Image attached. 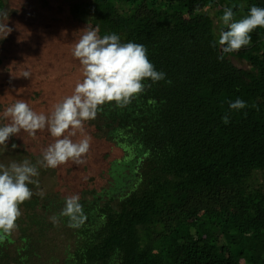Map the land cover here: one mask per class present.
Wrapping results in <instances>:
<instances>
[{
  "label": "trees",
  "instance_id": "trees-1",
  "mask_svg": "<svg viewBox=\"0 0 264 264\" xmlns=\"http://www.w3.org/2000/svg\"><path fill=\"white\" fill-rule=\"evenodd\" d=\"M72 14L0 55V264H264V0Z\"/></svg>",
  "mask_w": 264,
  "mask_h": 264
},
{
  "label": "rangeland",
  "instance_id": "rangeland-1",
  "mask_svg": "<svg viewBox=\"0 0 264 264\" xmlns=\"http://www.w3.org/2000/svg\"><path fill=\"white\" fill-rule=\"evenodd\" d=\"M83 1L87 0H5L6 8L0 15V55H7L11 53L15 45V41L18 40V38H29L28 36L31 35V38L39 40V37H42L41 35L46 33L45 28L56 20L57 23L62 21L70 22L74 20L75 17L72 14V5L78 2L82 3ZM30 46L31 48L28 49L24 55L26 58L28 57V60L32 58L33 55L38 53V44L32 43ZM41 57L42 55L35 56L36 59ZM45 58L47 60L45 59L42 63L44 65H52L57 70L56 75L53 74V72L52 75L50 72L51 77H49V85H55L52 87L54 89L66 80V77L72 79V75L74 74V76L80 78L83 76L86 77L88 74L83 71L79 64L75 65L74 62H72L71 65L63 62L62 59L61 61L56 62V59H51V55L48 53L45 55ZM36 59H34L31 64L34 70L37 69L35 67ZM231 59L237 67L245 69L249 68V63L246 61L237 57H233ZM24 62L26 63V61ZM24 62L18 63L13 60H7L5 63L6 70L3 72L5 74L2 76L3 73H0V81L3 80L4 83L22 81V78H15L14 72L18 69L17 67H21ZM34 70H32V72L36 75L27 78L28 81L25 80L23 84H36L35 81L37 73L34 72ZM36 87L38 90L39 87L37 85ZM26 90L27 88L22 86L20 94L23 97H27ZM57 91L58 90L51 89L50 93L55 94L56 96ZM10 97H12L11 94ZM31 101L33 103L39 102V100H36L35 97H32ZM107 180L104 182L105 184H107ZM261 181L262 179L257 181L258 186L262 184ZM48 184L50 185V183H46V185ZM61 243L63 242L61 241Z\"/></svg>",
  "mask_w": 264,
  "mask_h": 264
}]
</instances>
